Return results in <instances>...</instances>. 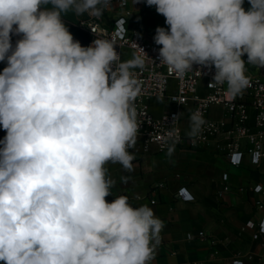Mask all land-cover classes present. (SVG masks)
I'll use <instances>...</instances> for the list:
<instances>
[{
	"label": "clouds",
	"instance_id": "1",
	"mask_svg": "<svg viewBox=\"0 0 264 264\" xmlns=\"http://www.w3.org/2000/svg\"><path fill=\"white\" fill-rule=\"evenodd\" d=\"M139 0H135V3ZM146 0L160 63L181 76L215 68L210 85L233 100L264 68V0ZM51 4V9L45 5ZM110 0H0V261L3 264H151L163 222L127 196L108 202V162L133 170L140 129L134 55L120 62L112 41L74 40L61 14H102ZM12 35L20 36L13 46ZM139 49L147 56L142 48ZM179 114L173 116L175 120ZM205 121L190 115L187 135ZM174 130L169 133L173 136ZM171 152V149H170ZM127 182V177H121Z\"/></svg>",
	"mask_w": 264,
	"mask_h": 264
},
{
	"label": "built area",
	"instance_id": "2",
	"mask_svg": "<svg viewBox=\"0 0 264 264\" xmlns=\"http://www.w3.org/2000/svg\"><path fill=\"white\" fill-rule=\"evenodd\" d=\"M98 7L102 8L101 15L87 13L78 21L80 27L91 34V39L82 46H90L94 39H107L115 45L120 62L126 61V50L133 56L144 58L143 68L132 69L141 86L135 101L140 129L135 146L129 149L134 156L138 146L143 153L182 146L211 149L223 154L235 166L242 165L246 155L253 164H259L264 159V68L256 65L253 69L246 68L250 85L235 99L227 100L224 96L226 85H210L215 74L214 67L194 64L193 70L178 76L160 63L159 49L162 46L155 44L156 28H151L146 19L149 13H158L155 7L147 6L146 0L136 3L135 0H110L108 7ZM159 27L168 29L169 26L164 24ZM20 38L12 35L13 46ZM242 59L247 64L246 54ZM0 62L4 68L7 66L6 61ZM192 112H199L205 123L201 132L190 138L187 133ZM176 114L179 115L174 120ZM173 130L175 134L170 137L169 133ZM5 136L6 132L0 126V140ZM0 147L3 145L0 144ZM228 178L229 173L224 172L223 179ZM163 185L159 183L158 186ZM262 189V184L253 188L257 192ZM178 191L181 197L194 199L186 187H180ZM106 200L112 202L114 198L107 196ZM151 200L155 202L156 199ZM256 202L263 206L261 200ZM246 228L255 230L253 236L256 239L264 235V216L259 222L248 220L242 226V229ZM206 236L205 230L187 233L189 239ZM232 264L244 262L234 259Z\"/></svg>",
	"mask_w": 264,
	"mask_h": 264
},
{
	"label": "crops",
	"instance_id": "3",
	"mask_svg": "<svg viewBox=\"0 0 264 264\" xmlns=\"http://www.w3.org/2000/svg\"><path fill=\"white\" fill-rule=\"evenodd\" d=\"M243 7L250 8L248 0ZM86 15L73 10L61 14L75 22ZM3 69L0 62V72ZM132 164V171L119 163L105 165L108 177L115 181L109 196H127L133 207L147 205L163 222L151 264H232L234 259L264 264V235L256 239L254 229H242L248 220L259 222L264 216V159L253 164L246 155L243 164L235 166L211 149L173 146L143 153L138 146ZM224 172L229 173L228 180L223 179ZM121 177H127V182ZM257 184L263 185L259 192L253 190ZM180 187H186L194 199L181 197ZM199 230L207 236L187 238L189 231Z\"/></svg>",
	"mask_w": 264,
	"mask_h": 264
},
{
	"label": "trees",
	"instance_id": "4",
	"mask_svg": "<svg viewBox=\"0 0 264 264\" xmlns=\"http://www.w3.org/2000/svg\"><path fill=\"white\" fill-rule=\"evenodd\" d=\"M62 20L72 33L74 40H78L81 45H84L91 39V34L87 30H84L82 27H80L78 22L69 20L65 17H62Z\"/></svg>",
	"mask_w": 264,
	"mask_h": 264
},
{
	"label": "rangeland",
	"instance_id": "5",
	"mask_svg": "<svg viewBox=\"0 0 264 264\" xmlns=\"http://www.w3.org/2000/svg\"><path fill=\"white\" fill-rule=\"evenodd\" d=\"M153 7H155V6H153ZM146 19H148L149 25L151 28H157L161 25L166 24L165 18L160 14L149 13L148 17ZM124 57H125L126 61H128V60H131L133 58V55L131 54V52L129 50H126L124 52ZM245 68L253 69L254 67L251 64H246ZM169 107H171V105H169Z\"/></svg>",
	"mask_w": 264,
	"mask_h": 264
}]
</instances>
